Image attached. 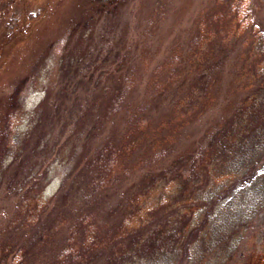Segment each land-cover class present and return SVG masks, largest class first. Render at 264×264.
<instances>
[{
	"label": "rangeland",
	"instance_id": "obj_1",
	"mask_svg": "<svg viewBox=\"0 0 264 264\" xmlns=\"http://www.w3.org/2000/svg\"><path fill=\"white\" fill-rule=\"evenodd\" d=\"M124 38L128 105L102 123L115 85L104 66L117 70ZM9 106L18 109L11 141L0 140V254L18 248L21 264H264V0H0V115ZM128 112L138 119L124 159L134 170L90 197L83 152L101 131L122 132ZM181 196L186 210L175 208ZM92 238L97 249L80 247Z\"/></svg>",
	"mask_w": 264,
	"mask_h": 264
},
{
	"label": "trees",
	"instance_id": "obj_2",
	"mask_svg": "<svg viewBox=\"0 0 264 264\" xmlns=\"http://www.w3.org/2000/svg\"><path fill=\"white\" fill-rule=\"evenodd\" d=\"M198 35L193 34L190 39V44H193L196 42V39ZM128 42H126V39H120L118 44V50L119 53L116 52L114 54V60H117V70L114 68L111 70L109 64L104 66V69L106 70V73H109V76H112V79L115 80L114 90L110 93L109 89L112 87L108 85L110 88H108L106 91H109L108 97L106 99L105 108H103L99 114V117H102V123L107 119L108 116L111 115V113L115 112L118 108H122V105H128V98H126L127 93L129 91V86L125 85V78L127 77V73L130 72V68L125 69V65L123 61L125 59H121L120 57L125 55L127 56V51H123L129 48ZM129 50V49H128ZM65 54L62 55V59L65 58ZM115 70L117 72H115ZM100 74H102V71H99ZM122 80V82H121ZM19 87L15 88V92L12 90L11 94L16 95L18 92ZM17 90V91H16ZM49 93L47 92V95ZM46 101V96L44 94V97L41 99L40 102L36 104L35 107H42ZM141 108H143L140 105ZM146 107V104H145ZM18 109V106H9L3 113L0 115V140L1 141H11V136L13 133V130L11 129L12 126L16 123L14 119V114H16V111ZM125 112L128 110H131L130 108L128 110L123 109ZM132 110H135L133 108ZM130 118L127 119V125L124 127L122 132L115 130V126H113L110 130H107L105 132L101 131L102 139L100 141H97V143L93 146V151H84L83 154L85 155V160L82 163L83 169L85 171L81 173L82 178L84 180V187L85 190L88 191L90 197L97 198L95 196H101L103 193L107 192V190H114V187L120 183H122V180L125 176L131 175V173L134 170V167L130 164L128 165L126 162H124V159L127 157L130 153V148H127L131 146V141L134 135L131 133H136V127H134L133 121L138 120L133 113L127 114ZM99 117L96 118V121L93 120L92 122V131H98L100 128L101 122L98 121ZM103 132V133H102ZM130 134V136H127L125 134ZM133 137H132V136ZM87 145H89L87 143ZM92 145V144H90ZM169 146H162L159 148L152 147L148 152L145 153V155H142L143 161L142 164L144 166H147L148 168H151L152 166L149 164H152L151 160L158 161L161 158L162 152H168ZM133 164V163H132ZM118 172H122L123 174L119 176ZM123 177V178H122ZM164 205V204H162ZM189 207V203L185 199L184 196H181L175 201V208L180 209L184 208L186 210ZM138 213V209L136 210ZM84 220L83 216L78 218V221ZM128 224V221L121 219V222L118 223V226H122ZM74 223L68 224V234L71 231ZM53 228L52 225L49 226V230L46 232L47 234H51V229ZM113 235L116 237L117 233L114 232ZM52 236H54L52 234ZM84 237V236H83ZM110 238V237H108ZM52 238L51 236L47 239L46 243L51 244ZM41 242V240H40ZM97 241L96 238H92L88 242H83L80 240L79 245L80 247H84L85 244H90L88 246V249H97ZM41 243H36L35 247H39ZM48 245H45V247H48ZM80 248V249H81ZM42 249V248H41ZM60 249V248H59ZM64 248H61L59 251H54L56 256H61V252ZM87 249V245L86 248ZM84 249V250H85ZM89 250V251H90ZM2 251V250H1ZM18 248L12 253V255L7 258L6 255L0 254V264H17V259L19 261V264L22 263V261L25 259L24 256H19ZM52 252V251H50ZM83 250L77 251L75 248V251L73 253V256L78 258L80 253H82ZM41 253V250L37 252V254ZM53 253V252H52ZM257 264L254 260H249L245 262L244 264Z\"/></svg>",
	"mask_w": 264,
	"mask_h": 264
}]
</instances>
